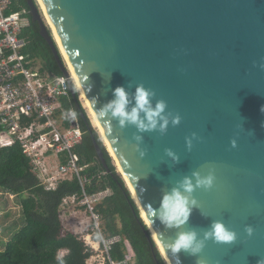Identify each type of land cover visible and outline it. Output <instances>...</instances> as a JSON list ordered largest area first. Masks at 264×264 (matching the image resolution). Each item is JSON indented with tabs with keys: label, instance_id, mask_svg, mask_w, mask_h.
Returning a JSON list of instances; mask_svg holds the SVG:
<instances>
[{
	"label": "water",
	"instance_id": "1",
	"mask_svg": "<svg viewBox=\"0 0 264 264\" xmlns=\"http://www.w3.org/2000/svg\"><path fill=\"white\" fill-rule=\"evenodd\" d=\"M159 250L176 264L169 243L178 231L201 235L213 220L237 233L233 243L206 242L182 264H257L264 260V0H41ZM40 34L69 76L53 31L36 1L27 0ZM53 30V29H52ZM138 84L179 114L165 134L143 133L141 158L134 126L99 116L117 86ZM76 96V88L70 86ZM111 128V130H109ZM197 134L186 148L185 137ZM236 140V147L231 141ZM95 145L102 161L104 152ZM172 149L179 162L165 154ZM215 173L211 189H196L198 207L179 229L161 224L164 191L193 171ZM191 206V205H190ZM203 213V215L201 214ZM252 226L248 236L246 226Z\"/></svg>",
	"mask_w": 264,
	"mask_h": 264
},
{
	"label": "built area",
	"instance_id": "2",
	"mask_svg": "<svg viewBox=\"0 0 264 264\" xmlns=\"http://www.w3.org/2000/svg\"><path fill=\"white\" fill-rule=\"evenodd\" d=\"M28 10L20 0H0V149L19 143L33 170L48 190L76 178L81 190L65 196L59 207L63 235L73 233L91 251L86 264H134L136 252L129 239L107 236L97 205L112 195L110 188L87 191L95 178L79 151L84 132L74 108H67L71 77L49 70L44 61L27 50L24 36ZM68 69V66H66ZM69 70V69H68ZM14 197V196H13ZM122 242L125 258L115 261L111 250Z\"/></svg>",
	"mask_w": 264,
	"mask_h": 264
},
{
	"label": "trees",
	"instance_id": "3",
	"mask_svg": "<svg viewBox=\"0 0 264 264\" xmlns=\"http://www.w3.org/2000/svg\"><path fill=\"white\" fill-rule=\"evenodd\" d=\"M20 4L28 10V25L23 32L29 39L27 50L41 58L49 70L62 74L51 46L40 34V24L33 20L27 0H20ZM76 92V96L70 92L65 106L74 108L84 132L79 151L91 164L86 172L97 174L106 171V174L95 178L88 185L87 191L93 193L107 187L112 190V195L97 205L106 235H120L130 240L136 252L134 264H166L126 181L92 126ZM95 140L104 152L105 161L99 157ZM80 190L76 178L61 182L54 190L46 189L19 143L2 147L0 192L4 196L14 195L20 206L21 222L18 230L0 248V264H86L91 251H87L83 242L73 233L63 235L59 212L62 199ZM61 250L67 252L59 256ZM125 253L122 242L113 245L111 256L115 261L123 260Z\"/></svg>",
	"mask_w": 264,
	"mask_h": 264
},
{
	"label": "clouds",
	"instance_id": "4",
	"mask_svg": "<svg viewBox=\"0 0 264 264\" xmlns=\"http://www.w3.org/2000/svg\"><path fill=\"white\" fill-rule=\"evenodd\" d=\"M260 67L264 69V64H261ZM112 96L111 100L99 108V116L109 125L112 124V121H116L121 129L134 126L136 133L133 134V139L141 158L146 155L145 150L140 147L143 143V133L159 132L163 135L167 132L170 124L175 127L181 122L179 114L173 115L166 111V101L160 99L153 103L155 92L145 88L143 84H138L134 92L131 93L125 86H117L113 89ZM260 111L264 113V106H261ZM197 138L196 133H192L191 137H185L186 148L189 151L193 146V140ZM230 143L233 148L236 147L235 139ZM165 154L174 163L179 162V156L172 149H165ZM215 179L213 169H209L207 175L193 171L191 176H184L182 180L177 181L176 187L164 191L158 214L161 224L169 229H179L184 226L190 218L192 208L198 207V201L193 193L198 188L211 189ZM201 214L203 215V213ZM253 231L252 226L245 227L248 236H251ZM236 239L237 233L229 229L223 221L213 220L202 235L195 229L178 231L168 247L176 260V264H182L179 255L181 252L198 257L209 240L215 243H233ZM195 264H207V262L197 258ZM257 264H264V260H258Z\"/></svg>",
	"mask_w": 264,
	"mask_h": 264
},
{
	"label": "rangeland",
	"instance_id": "5",
	"mask_svg": "<svg viewBox=\"0 0 264 264\" xmlns=\"http://www.w3.org/2000/svg\"><path fill=\"white\" fill-rule=\"evenodd\" d=\"M36 3L38 4L39 8H40V12L42 13V16L44 18L45 23L48 25L50 31H54L52 29H54L53 27H51V22L46 14V11L44 9V7L42 6V4H40L39 0H36ZM64 59V58H63ZM65 65L67 66L65 60H64ZM69 69V67H68ZM71 73V72H70ZM72 75V74H71ZM73 78V77H72ZM75 81V79H74ZM76 82V81H75ZM75 85V83H74ZM77 85V83H76ZM78 87V85H77ZM78 94H79V100L81 102V105L83 106L84 110L86 111L92 126L94 127V129L99 133V136L101 138V140L103 141L104 145L107 147L109 154L111 155V152L107 146V143L100 131V129L94 124L93 119L91 114L89 113V108L87 107V105L85 104V101L81 95L80 89L78 87L77 89ZM113 162L117 167V170L120 172L119 167L117 166L116 160L113 158ZM121 174V172H120ZM122 175V174H121ZM123 176V175H122ZM20 206L18 204V202L14 199L13 196L9 195V196H4L0 193V248H3L6 241L11 237V235L18 230L19 226H20ZM62 225L68 226V221L64 218H62ZM66 253V250H61L59 252V256H63ZM160 253L162 254V252L160 251ZM163 256V254H162ZM166 264H168L166 258L163 256Z\"/></svg>",
	"mask_w": 264,
	"mask_h": 264
},
{
	"label": "bare ground",
	"instance_id": "6",
	"mask_svg": "<svg viewBox=\"0 0 264 264\" xmlns=\"http://www.w3.org/2000/svg\"><path fill=\"white\" fill-rule=\"evenodd\" d=\"M39 1H40V4H42L41 0H39ZM42 6H43V4H42ZM43 7H44V6H43ZM44 9H45V8H44ZM45 11H46V10H45ZM46 14H47V12H46ZM47 16H48V14H47ZM48 18H49V16H48ZM49 20H50V18H49ZM50 22H51V20H50ZM51 27H53L52 23H51ZM53 28H54V27H53ZM53 30H54L53 33H54V35H55L56 41H57V43H58V45H59V47H60L61 53H62V55H63V58H64V60H65V62H66V64H67V66L69 67V71H70L71 74H72L71 77H73L72 79H75V81H76V83H77V85H78V87H79V89H80L81 95H82V97H83V99H84V101H85V104H86L87 107L89 108V113H90L91 116H92V119H93L94 124L100 129V131H101V133H102V135H103V132H102V130H101V127H100V124H99V122H98V120H97V117H96L95 113L93 112V110H92V108H91V106H90V103H89V101H88V99H87V97H86V95H85V93H84V91H83V89H82V87H81V85H80V82H79V80H78V78H77V76H76V74H75V72H74V70H73V68H72V65H71V63H70V61H69V59H68V57H67V55H66V52L64 51V49H63V47H62V44H61V42H60V40H59V38H58V35H57L55 29H53ZM103 137H104V139H105V141H106V143H107V146H108V148H109L111 154H113V152H112V150H111V147H110V145H109L107 139L105 138L104 135H103Z\"/></svg>",
	"mask_w": 264,
	"mask_h": 264
},
{
	"label": "crops",
	"instance_id": "7",
	"mask_svg": "<svg viewBox=\"0 0 264 264\" xmlns=\"http://www.w3.org/2000/svg\"><path fill=\"white\" fill-rule=\"evenodd\" d=\"M1 193V192H0ZM11 196H14L13 194H10ZM66 252H67V250H66Z\"/></svg>",
	"mask_w": 264,
	"mask_h": 264
}]
</instances>
